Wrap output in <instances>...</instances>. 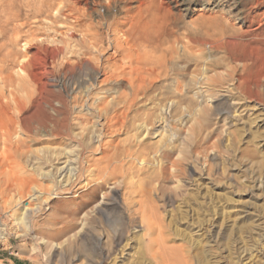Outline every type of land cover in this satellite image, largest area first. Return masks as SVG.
Returning <instances> with one entry per match:
<instances>
[{"label":"rangeland","instance_id":"374dc122","mask_svg":"<svg viewBox=\"0 0 264 264\" xmlns=\"http://www.w3.org/2000/svg\"><path fill=\"white\" fill-rule=\"evenodd\" d=\"M139 1L129 0L128 5L136 7ZM237 1L244 6L250 0ZM117 2L111 12L121 18L126 3ZM100 4L98 10L105 15L104 4ZM100 19V15L92 17L94 22ZM188 22L177 17L172 24L187 31ZM68 23L73 25V19ZM37 25L32 24L23 34L29 35L28 29ZM79 33L76 40L81 38ZM24 35L17 50L31 54L35 49L25 48L28 35ZM57 37L54 39L60 40ZM203 53L198 66L189 60L180 65L186 71V84L194 85L185 90V102L171 107L163 88L153 90L139 99L124 126L113 132L107 128L114 114L112 105L120 100L119 93H129V89L124 83H112L104 86L108 89L105 95L96 93L100 92V75L85 67L67 72L59 65L48 79L41 68L34 69L37 91L32 98L23 96L22 111L14 108L11 96L7 97L9 91H0L1 107L4 104L6 110L9 105L6 111L1 109L5 115L0 111L5 119L0 120L8 122H3L6 128L0 124L1 129H8L0 131L4 134H0V264H128L138 260L147 249L148 233L139 221L127 226L128 180L107 174L103 158L110 153L115 163L122 161L117 165L128 166L127 152H133L134 159L141 157L133 160L138 171L134 181L141 178L150 189L152 209L165 225V246L182 247L181 253L191 264H197L200 253L207 264H264V51L255 52V67L245 72L251 88L262 82L259 97L240 96L233 90L235 80L223 82L216 89L217 96H205V76L224 74L211 63H237L215 50L204 49ZM193 78L202 84L195 85ZM43 87L48 97L42 98L51 105L42 101L39 89ZM100 96L110 98L111 112L95 109ZM58 97L68 101L69 133L56 137L49 117L60 107ZM193 101L199 102L202 113L194 114ZM10 131V137L5 135ZM63 153L73 158L74 169L72 179L65 182L56 175L66 157ZM174 160H181L178 173L170 163ZM162 163L166 171L158 178ZM117 223L128 227L122 229L123 238ZM68 241L77 245L71 252L65 251ZM246 256L252 258L244 261ZM156 262L149 256L145 264Z\"/></svg>","mask_w":264,"mask_h":264},{"label":"bare ground","instance_id":"6f19581e","mask_svg":"<svg viewBox=\"0 0 264 264\" xmlns=\"http://www.w3.org/2000/svg\"><path fill=\"white\" fill-rule=\"evenodd\" d=\"M107 1L106 6L105 1H100L105 7V15H103L100 14L101 10H98L101 4L97 0H0V91L1 93L9 91L7 97L11 96V103L15 105L16 110L22 111V106H25L23 105V101L25 102L23 96L27 99L35 96L37 89L34 86L33 77H35L34 69L37 67L41 68L42 75L47 76V79L56 67H61L59 65H62L66 71L68 70L67 72H72L76 67L80 69L85 67L86 70L100 75V80L97 81L100 92L96 93L102 95L107 93L108 89H105L104 86L112 83H124L129 89V93H119L120 100L112 105L114 114L109 119L107 128L113 132L115 131L113 129L124 126L129 111L137 105L139 99L153 90L163 88L171 107L185 102V90L188 89V86L194 87V85L186 84L183 79L186 71L180 65L189 60L198 66L203 60L204 49L221 52L226 59L237 63L232 65L223 62L211 63V67L222 68L224 74H215L207 78L205 76L203 82L205 96H217L216 89L223 82L235 80L237 84L233 90L240 96L259 97V88L263 85L262 82L257 81L251 88L250 84L248 85L245 72L255 67V52L264 51V0H250L244 6L237 0H168L167 3H158L156 0H140L136 7L133 6L134 8L128 5L129 0H123L126 3L124 5L125 16L121 18L112 14L115 11L111 12L112 9H115L114 4L119 0ZM174 11L175 13H173ZM94 15H100L101 19L96 22L92 21ZM177 17L188 19L187 31H181L178 28L180 26H173L172 23ZM71 18L74 21L73 25L68 23ZM32 24L33 26L39 24V26H35V29L31 28L33 31L29 28V35L28 32H25L28 38L23 45L27 50L33 48L35 51L31 54H21V51L17 50V46L25 38L23 31ZM52 30L53 32H51ZM77 31L82 34L79 33L81 38L78 40H76ZM40 34L43 36L37 40L36 36L38 37ZM57 35H60V40L54 39L58 38ZM238 64L242 66L244 73H240ZM16 67H18V72L15 70ZM194 77L197 76L194 75ZM193 79L195 85L202 84L198 82V79ZM39 91L41 98L48 97L45 87ZM195 94L200 96V92ZM235 95L233 94L232 97ZM98 98L95 109L107 113L111 105L108 102L110 98L108 100V97L105 96ZM42 101L46 105H51L49 100L42 98ZM7 102L3 103H6L7 106ZM67 102L66 97L59 98L57 103L60 107L53 109V117L51 119L49 117L55 127L54 135L56 137L64 133L67 134L69 131L68 116L65 114ZM192 103L194 104V114L197 111L202 113L198 106L199 102L193 101ZM2 105V107L0 105L1 113L4 112L2 110H5L4 104ZM15 109L12 110L15 111ZM109 110L111 112V109ZM60 115L63 116L62 119H59ZM6 116L12 120L11 116V118L7 114ZM1 122L2 120H0V124L3 127V122ZM4 123L6 124V122ZM9 126L11 127L10 123ZM5 128L1 129L0 126V131H8ZM8 134H11V131L5 135L9 136ZM8 138H6L7 141H9ZM66 154H64L66 157L62 158L64 161L60 163L62 167L56 170V175L62 182L72 179L71 174H74L73 158L69 153ZM166 154H171V151ZM133 156V152H127V159H130L128 166L125 163L117 165L122 161L120 160L116 164L110 153L104 154L103 157L106 159L107 174L118 175L122 180H128L126 182L127 197L124 201L125 208H127L125 209L128 218L127 226L130 227L139 221L145 226L148 233L149 243L145 255L140 254L138 260L127 263L145 264L150 256L154 261H157V264H191L188 256L185 257L181 253L182 247L179 252L174 247L165 246V234H163L165 231H162L165 225L164 227L161 225L163 224L162 221V223L160 222L161 217L157 215L155 209H152L149 200L150 189L145 187L141 178L134 181L135 173L138 171H136L133 162L140 160L141 157L137 158L136 156L134 159ZM180 162L181 160L170 162L171 166L176 169L175 173L181 171ZM158 171L157 177L160 178L166 171L164 163L159 166ZM136 206L139 208L136 209ZM118 225L120 231L128 228H125L126 225L122 223ZM119 236L123 238L124 231ZM65 245V251L68 252L77 247L70 241ZM200 254V257H197V264H207L204 254L202 253L203 256ZM246 257L244 261L251 256Z\"/></svg>","mask_w":264,"mask_h":264}]
</instances>
